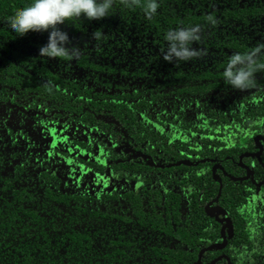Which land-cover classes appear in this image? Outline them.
Listing matches in <instances>:
<instances>
[{
	"label": "trees",
	"instance_id": "trees-1",
	"mask_svg": "<svg viewBox=\"0 0 264 264\" xmlns=\"http://www.w3.org/2000/svg\"><path fill=\"white\" fill-rule=\"evenodd\" d=\"M29 2L0 0V264H197L221 241L203 211L212 165L243 175L238 156L264 138V70L245 91L222 79L234 52L260 47L264 64V0H158L151 21L116 0L58 25L71 61L38 56L47 32L9 30ZM191 25L201 55L164 62V33ZM216 173L233 234L201 263L264 264V184Z\"/></svg>",
	"mask_w": 264,
	"mask_h": 264
},
{
	"label": "clouds",
	"instance_id": "clouds-1",
	"mask_svg": "<svg viewBox=\"0 0 264 264\" xmlns=\"http://www.w3.org/2000/svg\"><path fill=\"white\" fill-rule=\"evenodd\" d=\"M115 3L116 0H30L7 23L9 30L18 36H24L29 31L47 32L46 43L38 48V56L71 61L79 57L80 49L58 25L81 18L88 21L101 20L112 14ZM118 3L127 10L139 8L149 21L157 15L159 7L158 0H118ZM199 39L198 25L167 30L164 33L166 47L162 50L161 59L166 63L178 64L198 58L201 53L191 45ZM260 51V47H257L248 52L232 53L223 66V83L236 91L254 87V74L264 70V64L258 62Z\"/></svg>",
	"mask_w": 264,
	"mask_h": 264
},
{
	"label": "water",
	"instance_id": "water-1",
	"mask_svg": "<svg viewBox=\"0 0 264 264\" xmlns=\"http://www.w3.org/2000/svg\"><path fill=\"white\" fill-rule=\"evenodd\" d=\"M254 143L256 146H258V151L255 152V153H243L239 156V163L240 165H242L241 163V159L243 156L245 155H251V156H254V157H257L260 161V155L263 151V142L264 141V138L261 136V135H257L254 137L253 139ZM217 167H220L219 164H216L212 167V173L215 175V169ZM251 171L249 170L247 175H245L244 177H233V176H230L229 178L232 180V181H243V180H246L249 178V176L251 175ZM215 178L218 179L219 181V191L217 193V196L214 198V200H212L211 202H209L208 204H206L205 206V214L207 216H212L213 214L215 215L217 221L219 222H224L222 228H221V237H222V242L220 243H213L203 249H200V251L198 252V258H197V264H202L201 263V256H202V253L205 252V251H211L213 249H216V250H222L225 248L226 244H227V238H231L232 237V234H233V228H232V223H231V220L230 218H228L227 216L226 217H223V218H219L218 216L221 215V214H225V210L222 209L221 206L219 205H213V203H215L217 201V199L219 198L220 196V190L222 188V183H221V179L218 175H215ZM263 183H264V179H263ZM258 186H260V184H258ZM213 205V206H212ZM227 229V235L225 234V230ZM222 258L226 259L227 263L228 264H231L229 258L227 257L226 254H221L219 255L218 257L214 258L213 260H211L209 263H205V264H214L216 263L217 261L221 260Z\"/></svg>",
	"mask_w": 264,
	"mask_h": 264
},
{
	"label": "flooded vegetation",
	"instance_id": "flooded-vegetation-1",
	"mask_svg": "<svg viewBox=\"0 0 264 264\" xmlns=\"http://www.w3.org/2000/svg\"><path fill=\"white\" fill-rule=\"evenodd\" d=\"M258 135H261V134H258ZM257 136V135H256ZM263 137V136H262ZM253 139H254V137H253ZM263 142V145H262V147H263V151H262V153H261V155H260V161H259V159L257 158V157H254V156H251V155H245V156H250V157H252V158H254L255 160H256V162L260 165V167H262V168H264V163L261 161V156L264 154V141H262ZM253 143H254V141H253ZM254 145H255V143H254ZM258 146H256L255 145V150H253V151H251V152H243V153H250V154H252V153H255V152H257L258 151ZM242 153V154H243ZM241 155V154H240ZM239 155V156H240ZM239 156H238V164H239V167H241V168H243L244 169V174L243 175H241V176H239V177H244L245 175H247V173H248V171L250 170L252 173H251V175L249 176V178L248 179H246V180H243V181H247V180H249L250 182H251V184L252 185H255V187L257 188H259V187H261L264 183H263V179H264V175H263V178L260 180V181H258V182H255L254 181V175H255V172H254V168H255V163L254 162H251V163H249V164H245V163H242V165H240V163H239ZM216 164H218V163H215L214 165H216ZM214 165H212V167L214 166ZM220 166V165H219ZM212 167H211V170H212ZM219 170V171H221L222 172V174L224 175V176H227V177H230V175H228L225 171H224V169H223V167L222 166H220V167H217L216 169H215V175H218L219 177H220V175L219 174H217L216 173V170ZM213 174V173H212ZM215 175L213 174V177L215 178ZM233 177H235V176H233ZM237 177V176H236ZM216 179V178H215ZM220 179H221V177H220ZM217 181H218V179H216ZM258 184H260V186H258ZM218 185H219V181H218ZM138 186H139V184H137V183H133V187L135 188V189H137L138 188ZM219 187V186H218ZM216 196H217V194H216ZM215 196V197H216ZM215 197H213V198H211L209 201H207L204 205H203V211L205 212V206H206V204H208L209 202H211L212 200H214V198ZM217 201H218V199H217ZM217 201L215 202V203H213V205H219L218 203H217ZM212 205V206H213ZM220 206V205H219ZM223 209V208H222ZM209 218H212L214 221H215V223H217V225H216V228H217V231H218V233L220 234V237H221V228H222V226H223V224H224V222H219V221H217V219H216V217H215V215L213 214L212 216H208ZM219 218H223V217H226V215L225 214H221V215H219L218 216ZM204 227V225H202V228ZM225 234L227 235V229L225 230ZM230 239V238H229ZM228 238H227V242H228V240H229ZM220 242H222V237H221V241H219V242H214V243H220ZM213 244V243H212ZM210 245V244H209ZM209 245H207V246H209ZM227 245V244H226ZM206 246V247H207ZM226 247V246H225ZM203 248H205V247H201L200 249H203ZM223 250V249H222ZM200 251V250H199ZM221 251V250H220ZM221 254H224V253H221ZM221 254H219V255H221ZM219 255H217L216 257H218ZM216 257H214V258H216ZM197 258H198V255H197ZM213 258V259H214ZM212 259V260H213ZM198 263V262H197Z\"/></svg>",
	"mask_w": 264,
	"mask_h": 264
}]
</instances>
